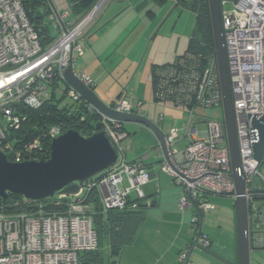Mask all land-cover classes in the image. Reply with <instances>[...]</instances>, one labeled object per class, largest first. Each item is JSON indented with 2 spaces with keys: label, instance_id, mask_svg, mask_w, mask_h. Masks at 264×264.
Here are the masks:
<instances>
[{
  "label": "built area",
  "instance_id": "built-area-1",
  "mask_svg": "<svg viewBox=\"0 0 264 264\" xmlns=\"http://www.w3.org/2000/svg\"><path fill=\"white\" fill-rule=\"evenodd\" d=\"M109 1L112 0H97L74 22L71 12H59L48 5L46 22V16L40 19L38 11L27 8L26 0H0V153L21 162L23 153L15 147L21 142L16 133L26 121L21 111L37 110L54 101L56 84H64V71L74 66L75 56L83 54V31ZM219 3L220 9L231 6L229 11L221 10V25L239 163L251 216L260 211L254 203L264 202V155L259 163L254 158L253 147L258 142L259 131L252 127L254 119L264 118V0H219ZM27 11L34 18L32 23ZM50 25L57 36L50 35ZM156 72L154 102L169 104L189 115L183 133L189 142L181 149L174 148L180 140L179 130L171 129L164 138L168 160L163 156L159 168L183 187L179 207L195 208L191 219L195 240L200 228L199 213L213 210L208 198H236L223 118L190 121L197 109L222 108L217 67L215 60L200 66L187 55L156 68ZM75 75L85 87L94 89L90 77ZM63 96L74 103H83L86 113L100 123V130L116 151V162L82 185L77 196L56 195L58 199L68 200L64 212L48 214L36 206L30 214L0 212V264H78L80 255L98 248L93 218L87 213L89 206L84 204L85 193L97 192L103 212L126 208L131 192L135 199L145 198L143 186L149 183L150 174L142 162L126 161L122 143L130 135L123 130V124L100 115L68 87ZM108 106L119 113L140 115L124 100L112 101ZM197 123L205 125L204 131L197 132ZM260 126L264 127V123L260 122ZM63 128L59 125L57 130L49 129L45 136L51 142ZM209 243L202 233L195 247L207 248ZM192 246L193 243L189 244L179 253L178 264H192ZM249 246L251 252L264 250V229L255 222L250 223Z\"/></svg>",
  "mask_w": 264,
  "mask_h": 264
},
{
  "label": "crops",
  "instance_id": "crops-1",
  "mask_svg": "<svg viewBox=\"0 0 264 264\" xmlns=\"http://www.w3.org/2000/svg\"><path fill=\"white\" fill-rule=\"evenodd\" d=\"M150 1L154 4H161L156 3L154 0ZM147 2L148 0H139V4L136 7L137 10L140 9V7L145 8L144 5H147ZM173 5L174 8L180 7L184 10L180 5L177 6L174 2ZM130 6L134 7L133 1L112 0V3L107 6V10H104V12H106H103L104 14L96 22V27H99L98 30H103L105 28H108V30L115 29L116 23L126 14L124 10ZM146 11L151 19L155 17L154 12L150 10V8H147ZM138 15L139 14H137V16ZM135 21L136 19L132 21V25ZM122 26L123 31L119 36L124 35L125 31L128 29L125 25ZM157 26H159V24ZM139 27H141L139 36L144 34L145 45H147L145 56H148L146 64L144 66H142V64L138 65L133 76V78H135L133 89L135 90L136 87L139 88V91L142 89L141 95H138L141 99L137 101L129 99L126 93L124 94L125 90L122 89L112 101H126L135 112H139L142 117L150 120V122H152V124H154L165 136L171 128L165 130L164 121L161 118L156 121L144 115L143 107L148 94L151 103L156 104L153 100L154 67L173 63L176 58L186 52L187 48L184 53L178 55V46H176L172 52H162L159 47L156 51L151 52L150 46L160 37V32L158 31L159 27L155 26L153 30V25L150 27L143 23H136L133 25V29H138ZM175 27L176 23H173L170 27L173 34L175 33ZM127 37L128 35H126L121 42L124 43ZM131 46L130 44L128 47L124 48L122 52H128ZM74 73L77 72L74 70ZM139 73H141L140 77ZM137 81L139 85H137ZM118 96L119 99H117ZM112 101H110V103ZM197 113L199 112L196 111L195 114ZM191 120L196 122L193 117L190 121ZM126 124H130V129L145 131L156 142L155 146L151 147L153 150H151L153 153L151 160L147 158L148 152L137 150L134 143L131 144V159L127 160L126 155L127 158L129 155H125V159L129 163L142 162L150 174L149 183L143 186L145 200L149 202V205H147L146 208H141V211L138 213L120 216V223L115 222V220L112 221L111 217L113 214L109 216L110 218H108V220L107 217L104 218L107 226L109 224L113 225V227L118 226L119 230L117 232L119 236L116 246H112V240L105 236L103 246L101 247L102 264H178L177 257L179 253L194 242L195 234L191 226V219L196 213V210L191 207L186 209H181L179 207V200L183 195V187L175 184L169 175L160 172L159 166L163 161V153L160 150V143L154 134L141 125L133 123ZM123 128L130 134V131L125 128L124 124ZM179 138L180 140L177 143L187 141V144L189 142L188 139L184 138L180 133ZM130 142L132 143V141ZM130 199H135V195L132 192L130 193ZM208 201L210 204H219L221 202V200L217 198L213 199L210 197ZM232 202V206L227 213L216 215L215 221L217 227L213 224L207 225L206 227L205 224L208 223L206 220L207 215H202V233L209 238L210 243L207 248H199L196 246L193 249L190 254V261L192 264H238L234 199ZM114 250L115 252H113ZM251 264H264V250L251 252Z\"/></svg>",
  "mask_w": 264,
  "mask_h": 264
},
{
  "label": "water",
  "instance_id": "water-1",
  "mask_svg": "<svg viewBox=\"0 0 264 264\" xmlns=\"http://www.w3.org/2000/svg\"><path fill=\"white\" fill-rule=\"evenodd\" d=\"M47 1L52 4L51 0ZM207 3L213 37L214 58L221 90L223 121L229 149L230 177L234 183L236 196L234 207L236 211L238 264H251L249 246L251 218L249 205L245 197L244 178L239 163L220 3L219 0H207ZM26 14L29 22L32 23L34 18L31 12L27 11ZM63 82L66 87L76 92L105 118L121 124H138L150 130L159 141L164 158L168 160L167 146L164 142L165 136L150 120L141 115L119 113L112 110L99 99L93 90L85 87L80 82L72 65L64 71ZM117 99H119V96ZM260 122L264 123V118L252 121V127L259 131L258 142L253 147L254 158L258 163L264 155V127L260 126ZM100 128V123H94L93 133L88 138L82 137L75 130H68L58 135L49 144L47 160L10 162L6 155L0 153V199H5L8 194L20 195L31 201L44 200L54 195L77 196L82 185L105 172L116 162V151ZM257 213L260 215V211ZM199 217L200 228L192 249H194L198 237L202 234V213H199ZM255 223L259 224V220L257 219Z\"/></svg>",
  "mask_w": 264,
  "mask_h": 264
},
{
  "label": "rangeland",
  "instance_id": "rangeland-1",
  "mask_svg": "<svg viewBox=\"0 0 264 264\" xmlns=\"http://www.w3.org/2000/svg\"><path fill=\"white\" fill-rule=\"evenodd\" d=\"M133 1L134 7H129L124 10L126 14L116 23V27L113 30H108L105 28L103 30H98L99 27H96V22L100 17L106 12L104 10L107 8L112 1L103 8V10L96 16V18L87 26L83 31V44H82V55L77 57L75 56V62L73 69L78 73L90 77L94 83V93L102 100L104 103L109 104L110 101L114 100L119 92L124 89V94L126 93L127 97L131 100L137 101L141 98L139 96L142 93V89L136 87L133 89L135 84V78H133L136 68L138 65L142 64L144 66L147 62L148 56H145V50L147 45H145L144 34H140L141 27L138 29H133V25L145 24L148 27L153 25L154 27H159L160 37L155 41L151 46V52H154L159 49L162 52L174 51L175 47L178 46V54L184 53L187 48L191 29L194 23V14L188 10H182L180 7L174 8L173 0H167L164 4H154L148 0L145 8L137 10V5L139 0H130ZM49 6H54L59 12H69L70 9L65 0H51ZM131 3V2H130ZM137 3V4H136ZM150 8L155 14V17H151L147 14V8ZM128 9V10H127ZM231 9L230 5H225L221 7V10L229 11ZM107 10V9H106ZM112 10V9H111ZM110 10V11H111ZM104 12V13H103ZM137 14H139L137 16ZM139 17V18H138ZM136 19L135 23L132 25V21ZM46 22L49 18L45 17ZM74 22V19H71ZM153 22V23H152ZM176 23L174 34L171 32V25ZM159 24V26H157ZM125 25L128 29L125 31V34L119 36L123 31V26ZM114 28V26H113ZM51 36H57L56 30L53 26L48 27ZM108 31V32H107ZM156 31V30H155ZM154 31V32H155ZM128 35L125 42H121L122 39ZM164 36V37H163ZM171 39V40H170ZM132 45L128 52L123 53L124 48ZM150 52V53H151ZM168 52V53H170ZM174 58V57H173ZM172 58V59H173ZM141 73H139L140 77ZM137 85H139L137 81ZM136 86V85H135ZM66 86L59 82V87L54 91V99L56 100V106L58 109H63L71 106L73 103L70 98L63 96ZM134 90V92H133ZM139 95V96H138ZM144 115L152 118L153 120L158 121V119H163L165 130L167 129H177L179 130L180 135H183L184 128L189 120V115L187 112H184L180 109L173 108L171 105L167 104H152L149 100V94L147 95V100L145 101ZM197 114L193 116L194 120H207L209 118H214L221 120L223 118V112L221 107L213 108L210 110L197 109ZM125 128L130 131V137L126 139L122 146L124 148L125 155L128 154L129 157L126 159H131V144L134 143L137 150L141 152H148L147 158L150 160L153 157L152 148L155 146V140L145 131L140 129H130V124H124ZM50 128L52 130H57V124H51ZM205 129L203 123L196 124L197 132H202ZM133 134V135H132ZM132 141V143L130 142ZM187 141L179 142L174 145V148L181 149L184 147ZM15 144V142H13ZM33 144H30L28 150L30 151L33 148ZM152 150V151H151ZM146 157V156H145ZM124 179V177H122ZM125 181V179H124ZM125 188H128V185L124 182ZM122 187V184H119V188ZM217 198L221 202L211 204L213 206V211L207 213V225L213 224L217 227L216 224V215L225 214L229 211L232 206L231 197H210ZM254 207L260 209V215L253 213L250 218L251 222L259 220L258 226L264 229V202L257 201L254 203Z\"/></svg>",
  "mask_w": 264,
  "mask_h": 264
},
{
  "label": "trees",
  "instance_id": "trees-1",
  "mask_svg": "<svg viewBox=\"0 0 264 264\" xmlns=\"http://www.w3.org/2000/svg\"><path fill=\"white\" fill-rule=\"evenodd\" d=\"M70 9L72 18L77 21L85 15L97 2V0H65ZM156 3L164 4L167 0H154ZM47 0H26L27 8L39 12L40 19L46 16L49 6ZM174 3L180 5L183 9L194 14V25L191 36L188 42L186 52L176 59L187 55L195 58L198 65L207 63L214 58V45L209 16L207 0H174ZM175 62V61H174ZM173 62V63H174ZM172 64V63H170ZM166 64V65H170ZM166 65L156 66L153 69V94L156 89V68H161ZM58 84H56L57 87ZM54 96V94H53ZM45 103L37 110L23 109L21 112L26 118L22 123L21 129L16 133V137L21 140L20 144H16V148L21 151L22 156L19 161L47 160L49 156L50 140L45 136L51 124L63 125V131H77L82 137L88 138L92 135L93 125L96 120L89 113H86V106L83 103H72L71 106L63 109H58L56 100ZM124 131H126L123 128ZM128 133V132H127ZM59 134V135H60ZM129 134V133H128ZM130 135V134H129ZM30 144L33 148L28 150ZM10 162H14V158L7 157ZM66 198L58 199L56 195L39 201L26 200L20 195L8 194L5 199H0V212L5 214L17 213H34V207H41L46 213H61L66 210ZM84 204L89 206L87 213L92 215L94 229L98 235V248L96 251L84 253L80 255L78 264H102L101 247L103 246L105 236L112 240V246L118 244V226L109 224L107 226L104 218H110L112 221L120 223V216L126 214H134L140 212L141 208L147 207V202L144 199H129L126 208L121 211L103 212L100 205L98 194L95 190L85 193ZM108 227V228H107ZM115 252V250L113 251Z\"/></svg>",
  "mask_w": 264,
  "mask_h": 264
}]
</instances>
